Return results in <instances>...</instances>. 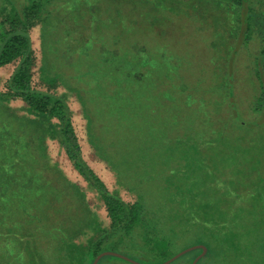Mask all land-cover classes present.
<instances>
[{"label":"trees","instance_id":"obj_1","mask_svg":"<svg viewBox=\"0 0 264 264\" xmlns=\"http://www.w3.org/2000/svg\"><path fill=\"white\" fill-rule=\"evenodd\" d=\"M69 1L2 0L0 68L14 61L18 64L8 80V91L0 92V95L5 99L22 101L28 113L53 126L74 169L98 193L110 225L101 227L93 216L87 214L91 213L89 211L81 217L58 215L53 219L50 201L45 202V197H50V194L43 190L39 195L44 200L38 204V211H45L42 217L32 209L37 204L34 198L28 201L27 212L24 209L19 211V223L26 224L33 219L30 222L32 230L27 231L29 236L21 248L10 247L17 239L13 229L0 230V249L6 244V257L11 258L0 257V264L2 260L4 264H92L99 254L106 251L140 261L141 258L154 257L153 254L161 252L158 247L168 248L171 242L177 241L176 237L179 239L183 233L190 232L193 233V243L183 249L197 244L207 248L206 255L196 264H208L211 259H223L226 264L231 254L237 262L264 264L261 258L264 252V205L261 209L249 205L256 195L258 198L254 200L264 203V174L259 171L264 169L263 139L247 147L241 140L232 143L231 139L223 137L217 138L213 144L205 141V126L199 121V114L189 110L193 106L188 105L184 110L176 107L163 90L166 65L163 58L152 51L147 53L148 59L144 61L131 48L122 47L124 41L119 39L122 32L114 26L98 25L96 35L108 51H119L115 64L101 58L96 50L67 54L63 42L73 39L74 30L70 27L67 30L65 26L57 30V38L51 37L48 41V45L56 42L59 51L56 54L49 52V56L44 52L46 64L55 55L60 59L55 60L56 69L47 70L43 64L39 74L41 81L54 88H67L78 97L84 91L85 100L81 99V103H86L85 112L91 113V116L87 114L88 143L95 156L115 173L118 182L135 195V201L124 203L117 194L109 192L101 178L82 159L66 96L38 91L33 87L35 57L30 31L41 25L45 37L52 20ZM74 1L78 7L83 0ZM224 1L230 5L236 18L239 31L236 29L235 34L238 31L243 45H248L255 35L254 21H264V16L256 13L254 4L257 0ZM122 28L137 32L140 26L136 23ZM61 58L66 61L62 63ZM179 63L182 64L181 61ZM253 71L261 90L253 110L260 117L257 121L247 122L232 104V120L242 129L264 124V44L253 60ZM227 90L232 94L233 85L229 84ZM200 101L194 100L195 105ZM193 131L198 136L196 132L193 135ZM214 132L221 134L219 129ZM32 147L36 149L38 146ZM2 154L7 161L0 159V164H7L9 159L14 163L18 152L11 148L10 152L3 150ZM8 154H12L11 158ZM225 162L232 163L229 164L237 170L254 164L260 177L255 184L257 192L255 186L248 196L237 192L239 187L234 180L229 181L226 173L221 171ZM20 171L25 174L29 168H21ZM244 174H236L235 180L247 181L249 177ZM34 181L37 180L31 183ZM28 186H21L20 199L15 191L14 198L10 196L8 191L14 188L9 182H0V206L8 209L17 204L18 209L22 197L29 193ZM212 194L219 196L217 199H227L231 212L225 211L227 215H224L218 211L221 202H206L208 195ZM83 239H87V243ZM201 253L200 248L189 251L174 263L187 260L191 264Z\"/></svg>","mask_w":264,"mask_h":264},{"label":"rangeland","instance_id":"obj_2","mask_svg":"<svg viewBox=\"0 0 264 264\" xmlns=\"http://www.w3.org/2000/svg\"><path fill=\"white\" fill-rule=\"evenodd\" d=\"M2 4L0 0V6ZM254 5H256V13L264 16V0H257ZM117 9L120 11L117 12ZM233 14L230 5L224 0H83L78 7L74 0H70L52 20L45 37L41 25L31 29V47L35 57L33 87L38 91L66 96L72 123L81 145L82 159L101 178L108 191L117 194L124 203H133L135 195L118 182L115 173L105 162L95 156L88 143L87 114L91 116V113H88V110L85 112L86 103H81V99L83 102L85 100L84 91L80 92L78 97L74 91L64 87L54 88L40 80L39 71L43 64L46 65L47 70H54L56 69L55 60H60L55 55L51 60L48 59L47 64L45 63L44 52L48 55L49 52L56 54L59 51L56 42L48 45V41L51 37L57 38V30L66 26L67 30L70 28L74 30L73 39L71 41L65 39L63 42L67 54L83 53L89 49L96 50L100 52L101 58L115 64L119 51H108L109 49L105 48L104 43L96 35V26L106 25L118 28L122 32L119 39L124 41L122 47L131 48L144 61L148 59L147 53L152 51L163 58L166 64L163 74L165 77L162 81L163 90L167 93L168 99L174 101L176 107L180 106L184 110L188 105L193 106L192 110H189L199 114V121L205 126V141H211L213 144L217 138L223 137V139H231L232 143H239L241 140L243 146L247 147L262 142V139L264 141V124L257 128L242 129L232 120L231 107L235 104L237 112L247 122L257 121L260 117L259 113L253 110L256 98L261 93L260 84L253 71V60L264 44V21H254L255 35L248 45H243L237 35L239 27ZM136 23L140 26L137 32L122 28L124 25L132 26ZM236 29L237 34H235ZM64 60L66 61L65 58H61L62 63ZM17 64L18 61H14L0 68V92L8 91V80ZM229 84L233 85L232 94H229L227 90ZM196 99L201 101L195 105ZM51 122L55 124V120ZM218 129L221 134L214 132ZM193 132L195 135L196 131ZM175 134L177 135L176 132ZM196 135L198 136L197 132ZM32 146L38 147L33 149ZM11 148L18 154L15 156L14 163L9 159V163L0 164V182H9L14 188L8 191L10 196L14 198L15 191L16 197L20 199L21 186L29 185V193L25 198L22 197L23 201L20 200L18 209L17 204L8 209L0 206V230L13 229L17 233L16 242L12 241L11 248H21L29 236L27 231L32 230L30 222L33 219L31 218L26 224L19 223L21 221L19 211L24 209L27 212L30 205L28 201L32 198L37 202L32 209L38 211V204L42 203L40 200H44L39 195L43 190L46 194H50V197H45V202L50 201L53 219L58 215L81 217L87 213L85 211H89L91 213L87 214L93 216V220L101 227H109L110 220L102 200L96 190L74 169L57 139L53 126H49L46 120L28 113L22 101L5 99L0 95V159L7 161L2 152L3 150L10 152ZM12 154H8L9 158ZM135 154H132V157ZM220 155L225 158L224 154ZM163 158L168 159V157ZM229 163L225 162V168L221 167V171L226 173L229 181L234 180L239 187L236 188L237 192L248 196L251 188L258 183L259 171L264 174V169L258 171L254 164H249L237 170L231 166L232 163L231 165ZM27 167L29 172L25 171L24 174L20 171L21 168L28 169ZM241 173H245L249 179L242 182L235 180V175L241 176ZM33 180L37 181L31 183ZM53 196L58 197L54 199ZM218 197L214 194L208 195L206 202H221L218 211L227 215L226 212H231L229 201L225 198L217 199ZM257 198L256 195L249 205L250 207L256 205L255 207L261 209L264 203L254 200ZM43 212L45 211L40 210L37 213L42 217ZM192 234V232L183 233L179 239L176 237L177 241L171 242L168 248L158 247L161 252H154V257L134 261L139 264H164L182 251L201 245L183 249L193 243ZM84 237L87 238V236ZM86 241L87 239H83L84 243H87ZM6 248L4 244L3 249H0V257L10 260V257H6L8 255ZM232 255L229 260H226V264H244L234 260ZM261 258L264 260V252ZM211 260L212 262L208 264H225L223 259ZM174 262L175 260L170 264H190L187 260ZM1 264H4L3 260ZM99 264L132 263L115 256H106Z\"/></svg>","mask_w":264,"mask_h":264},{"label":"water","instance_id":"obj_3","mask_svg":"<svg viewBox=\"0 0 264 264\" xmlns=\"http://www.w3.org/2000/svg\"><path fill=\"white\" fill-rule=\"evenodd\" d=\"M199 248L202 249V254L194 260V263H193V264H196V263L199 261V259H201L202 257H204V256L206 255V253H207V248H206L204 245H197V246H194V247L188 248V249L182 251L179 255H177L176 257L172 258L171 260L167 261V262L164 263V264H170L171 262H173L174 260H176L177 258H179L181 255H183L184 253H187V252H189V251H192V250H195V249H199ZM106 256H115V257L121 258V259H123V260H126V261H128V262H130V263H132V264H139L138 262H136V261H134V260H132V259L126 257V256H123V255L118 254V253H115V252H110V251L102 252L101 254H99V255L94 259V261H93L92 264H98V262H99L102 258H104V257H106Z\"/></svg>","mask_w":264,"mask_h":264}]
</instances>
